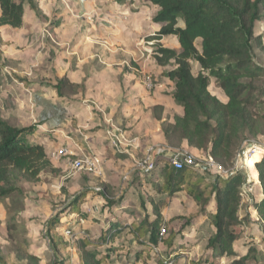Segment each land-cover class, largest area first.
I'll return each mask as SVG.
<instances>
[{
  "label": "trees",
  "instance_id": "16d2710c",
  "mask_svg": "<svg viewBox=\"0 0 264 264\" xmlns=\"http://www.w3.org/2000/svg\"><path fill=\"white\" fill-rule=\"evenodd\" d=\"M146 1L158 9L151 22L160 25L156 33L146 37L147 42H153L152 60L156 66L168 68L162 76L173 83L172 98L183 109V116H174L172 122H165L162 107L155 106L153 118L159 123L168 147L183 154L181 144L185 142L188 148L210 159L224 175L213 173L206 166L200 171L201 175L191 167L175 170L166 165L155 178L152 189L157 194H166L168 200L151 201L153 219L149 220L145 214L138 227L130 232L138 242L148 235L149 244L161 242L170 248L178 232L171 230L166 238L160 237L161 229L166 232L168 225L161 213L174 194L182 190L198 209L186 218L172 220L183 219L187 224L193 217L206 214L210 206L214 208L210 218L213 232L206 246L212 255L209 264H221L223 259L229 260L228 264H249V257L255 259L252 249L245 256L234 250V244L244 234L242 223L250 218L249 213L240 217L248 174L237 167L236 160L249 142L264 136V85L260 84L264 68L255 63L256 52L264 54L263 37L255 33L256 25L264 19V0ZM24 6L35 16H42L35 0H0V27L20 29ZM167 37L176 39L179 52L160 44ZM3 45L0 35V70ZM192 63L199 66L197 75L191 72ZM210 79L225 95V104L209 93ZM52 88L59 98L85 91L83 83L75 85L66 76L57 80ZM35 131L34 126L18 128L0 120V202H9L5 208L8 234L15 227V216L23 210L24 185H38L42 174L58 172L45 147L30 141ZM248 165L254 170L252 177L257 179L259 188L250 209L263 229L264 156H254ZM89 193L92 191L84 189L70 195L61 188L65 198L63 208L57 210L53 205V215L44 224L43 239L51 252L50 264H71L70 250L75 253L77 264H110L111 256L117 254L118 249L110 243L125 228V222L110 225L99 239L83 236L66 242L58 231L64 215L80 216V206ZM94 193L102 194L101 190ZM249 194L245 193L252 198ZM104 199L108 209L122 201L121 198ZM105 244L110 245L102 249ZM142 253L140 251L136 259ZM29 258L38 264L34 256ZM0 264H6L1 255Z\"/></svg>",
  "mask_w": 264,
  "mask_h": 264
},
{
  "label": "crops",
  "instance_id": "0c3cea01",
  "mask_svg": "<svg viewBox=\"0 0 264 264\" xmlns=\"http://www.w3.org/2000/svg\"><path fill=\"white\" fill-rule=\"evenodd\" d=\"M44 3V5H53L52 7L57 6V0H51L50 2ZM44 5L42 4V7H40L42 15L49 18L51 12L47 11L49 7H45ZM26 9L29 11L28 8L24 6L23 25L20 29H14L8 26L0 27V35L5 43V45L2 46V64H4V60H6L7 48H17L21 42H24L25 44H33L35 41L34 39H37V34H41V28L44 25L38 21L37 16L31 11L29 12L32 13V17L29 21H26ZM57 13V10L54 9L55 15H53V17H56V15H58L57 18L61 16ZM125 21H128V17H125L119 24L122 35H119L120 31H118V34H115V48L108 50L105 45L103 31L98 26L103 24L96 25L103 39L98 41L100 48L96 47L99 56V61L96 64L97 68L94 69L93 67V71L88 72L87 79L83 75L80 65L75 66L73 69L70 68V70L67 69L68 66H65V72L59 77V79H61L63 76H66L69 81L75 85H80L84 80L85 92L83 97H81V95H74L71 96V98L74 99L77 98V96H80V98H83V104L92 103L94 109L100 114L99 116H102V122L105 124L104 130H98L97 132L91 133L78 129V136L74 134L73 137L68 139V143L72 147H65L64 149H59L57 153H52L53 158L49 156L50 153L48 152L52 146L35 139V134L37 133H34L30 140L31 142L33 141L42 144L45 147L53 168L61 170L60 175H63L65 180L73 181L75 177L80 175L79 173L70 176L67 174V172L70 171V166L69 169H66L68 165L65 161H67V158L70 156L79 153L82 154V152L92 153L96 154L102 161L100 174L96 175L103 182L101 184V196L100 194L94 193L92 189H87L92 191V193H89L86 196L84 203L80 206V216H77L75 213L64 215L60 220V228L58 231L69 229L73 233V236L75 237L74 239L83 236L89 237V235L81 229L80 223L88 219H95L105 215L101 222L98 223L96 221L94 224L98 233L93 234L94 236L89 238L99 239L102 236V233L109 229L110 225L119 221L125 222V228H123L121 232H118L113 242L110 243L112 247L118 249L117 254L111 256L110 264L119 263V260L117 259L127 254L126 246L132 248L135 246L138 248L134 255L131 256L130 254H127L129 257L131 256L133 264L135 261L140 262L139 264H144L145 261L147 264H151V255L155 254L159 255V258L154 261V264H167V262L173 264L172 259H166V257L159 254L164 250L169 253L171 251L176 252L177 250V257L175 261L173 260L175 264H194L198 261H201L200 264H209L212 255L211 252L207 250L206 246L208 239L213 232V228L210 225V218L213 215L214 208L213 206H210L206 214L193 217L187 224H185V220L183 219L172 220L177 217L186 218L189 215H193L198 209L191 198H189V196L182 190L174 194L171 201L168 202L167 206L161 213L164 221L168 222L167 230L169 232L171 230H177L176 232L179 231V234L177 233L175 237L176 239H174L170 248H167L161 242H158L157 245L149 244L148 235L144 236L141 240L139 239L140 243L134 238V234H131L130 232L131 229L138 227L145 214L148 215L149 220L153 219V216L151 215V201L159 202L168 200L166 194H157L154 192L152 189L153 182L156 177L161 175V172L166 165H170V158L175 154H179L177 149L170 148L166 145L159 123L153 118V107H162V117L165 122H172L174 116H183V109L176 104L172 98V92L174 90L173 83L162 76V72L168 70V68L156 66L154 61L148 58L150 54H145V52L142 53V51H140V40H136L138 35L135 36L133 34L138 27L134 22L133 25L131 24L130 27H128L127 22ZM158 26V28H160V25ZM132 30L134 31L132 32ZM43 32H46V30ZM54 33L57 35L55 36L56 38H61L64 34L69 33V30L66 29L64 32L61 30V27H57L54 28ZM131 33L133 37L132 39L129 38ZM255 33L256 35H261L263 37L262 40L264 44V19L256 25ZM161 42L162 40L160 43ZM117 43H121V46ZM19 65L26 71L24 63ZM193 66H195V69L193 68L195 73L192 71ZM199 70L198 65L191 64V72L193 75H197ZM19 71L20 75L27 76V73L23 70L21 71L20 68ZM6 72L5 66L2 65L0 75L2 76ZM150 72H152L154 76H152ZM146 77H150V87H148ZM20 82L24 83V81L21 80ZM153 82L155 83L153 84ZM212 82H214V80L210 79V83ZM22 85L23 84L21 83V86ZM209 93L215 96L221 103L225 104L227 102V99L221 90H218L217 93ZM59 99L68 103V98ZM87 107L91 110V107L88 105ZM64 108H66V106ZM79 112L81 114L82 110L79 109ZM82 116L87 118L85 112ZM111 127L124 135L126 141L120 146V149L126 150L127 153H118L107 140L106 131ZM58 131V129L51 130L46 136L51 137L54 132ZM61 133H63V130H61ZM38 134L40 135L41 133ZM62 150H66L67 153H69V156L64 154L61 155L60 151ZM181 150L193 155L197 160L202 157V155L196 150L188 148L185 142L181 144ZM59 156H66V158L61 160ZM202 158L204 159V162L207 161V158ZM146 159L153 164V171L143 172L136 167L137 161ZM132 165L134 168L130 169ZM197 172L202 175L200 171ZM42 175L41 179L43 181ZM133 178L134 182L129 185V190L126 194L123 196L120 195L122 201L119 202L118 205H114L112 208L108 209L105 206L104 197H109L110 199L115 200L118 197V193L121 194L120 188L127 186V190L128 184L126 183L131 182ZM159 181H162V177ZM44 183L45 182H41L38 185L25 184L31 188V192L24 194L29 195V197H31L32 194L35 195L38 190H42ZM251 184L253 185L247 187L248 189H251V193L254 189L259 190L257 179H253ZM65 190L67 191V189ZM67 192L70 193V190ZM251 193L249 194L250 196L252 195ZM245 202H247L246 205H244ZM252 203V198L251 202L249 200L243 202L240 211L241 218L246 213H249L250 216L256 218L255 212L250 209ZM141 204H143V207ZM41 206H44L43 213L46 211V208H49L46 199H43L42 201H32L31 199L24 197L23 210L19 212V222H24L28 231L27 238L31 243L35 241V235L38 236L39 234H42L43 236V228L46 220L45 222H40L37 218L42 216H39ZM132 212H136L137 217H134ZM87 225L91 227V223H87ZM175 226L178 228L175 229ZM207 226L209 227V234H205V238H202V230ZM80 233H83V236H81ZM241 241L242 238L234 244V250L240 256H245L246 253H242L239 249ZM110 244H105L102 249H105ZM242 250L245 251L244 248H242ZM70 251L72 252L70 260L71 264H77L75 253L72 250ZM140 251H143V253L138 259H136ZM114 258L116 260L112 261ZM228 262L229 260L223 259L221 264H228Z\"/></svg>",
  "mask_w": 264,
  "mask_h": 264
},
{
  "label": "rangeland",
  "instance_id": "374dc122",
  "mask_svg": "<svg viewBox=\"0 0 264 264\" xmlns=\"http://www.w3.org/2000/svg\"><path fill=\"white\" fill-rule=\"evenodd\" d=\"M50 1L36 0V3L40 11H42L40 8L42 4L44 5V2ZM56 5L55 7H52L53 5H44L45 7H49L47 11H50L51 14L49 18H46L42 14V16L37 17L38 21L44 26L41 28V34H37V39H34L33 44L21 42L17 48H7L6 60L2 64L5 66L7 72L2 76L0 75V120L18 128L34 126L36 129L35 133H37L35 134V139L52 146L48 151L50 157H52V153H57L59 149L72 147L68 143V139L73 137L74 134L78 136V129L91 133L104 130L105 124L102 122V116H99L100 114L94 109L92 103L83 104V98H80V96L74 99L68 97L67 103L59 99L52 89L53 84L65 72V66H68L67 69L70 70V68L73 69L75 66L80 65L86 79L89 74L88 72H92L93 67L94 69L97 68L96 64L99 61V56L96 47L100 48L98 41L103 38L96 25L103 24L98 26L103 31L105 45L108 50L115 48L114 38L116 37L115 34H118V31H120L119 24L125 17H128V21H125L127 22V26L130 27L131 24L133 25V22L136 23L138 29L132 30V32L134 31L133 34L135 36L138 35L136 40H140V51L150 54L148 57L150 60L153 56L154 47L147 43L146 37L159 30V26L150 21L156 15L157 8L146 0H57ZM54 9L61 16L58 18V15L53 17L55 15ZM25 11L28 15V17L26 15L25 19L29 21L32 13L27 11V9ZM57 27H61V30L64 32L67 29L69 33L64 34L61 38H56L55 36L57 35L54 33V28ZM44 30L46 32H43ZM119 35H122L121 31ZM129 38H133L132 33ZM117 44L121 46V43ZM160 44L164 47L172 48L176 52L179 51L174 37L163 38ZM196 47L199 49V43H196ZM21 63H24L26 71L19 65ZM255 63L264 68V54L262 52H256ZM194 67H192V71ZM19 68L21 71L23 70L27 73V76L20 75ZM150 74L154 76L152 72ZM20 80L24 81V83L20 82ZM21 83L23 84L22 86ZM82 83L85 84L84 80ZM260 84L264 85V78ZM218 90L214 82L210 83L209 92L217 93ZM84 92L78 95L83 97ZM87 105L91 107V110L88 109ZM65 106L66 108H64ZM79 109L82 110L81 114ZM84 112L89 120L82 116ZM56 129L59 131L54 132L51 137L46 136L49 131ZM61 130H63V133H61ZM38 133L41 134L39 135ZM87 154L89 153L82 152V154L79 153L67 158L65 163H67L68 167L66 169H69L72 160L81 158ZM256 155H260L261 158L264 156V136H261L254 142H249L246 149L236 160L237 167L243 169L248 174L250 181H253L254 170L249 167L248 163ZM59 158L64 160L66 156H59ZM198 159L200 164L204 163L202 157ZM117 165L119 166L118 163ZM131 168H134L133 165ZM209 170L216 173V170L213 168ZM56 171H58L57 174H47V172L42 175V182H45L42 190H38L31 197L27 194L24 195V197L32 201L46 199L49 208H46V211L43 213L44 206H41L39 216H42L37 217L40 222H45V220L53 215V205L57 207V210L63 208L65 198L61 195L62 187H66L67 191L70 190V193L68 192L70 195L77 194L84 189H92L94 192L95 190H101L102 187L101 184L103 182L96 175L81 172L73 181H70L65 180L63 175H60L61 170L58 169ZM67 174L69 175V172ZM133 182L134 178L131 182L126 183L128 184L127 190V186L120 188L121 194L118 193L116 199H120V195H125L129 190V185ZM24 187L25 193L31 192L30 187L26 185ZM251 194L252 199H255L259 195V190L254 189ZM242 199L244 202L247 200V197L244 196ZM8 205V201L0 202V255L4 258L5 263L36 264L29 258L30 256H34L38 260V264H50L51 252L42 234L35 235V241L31 243L27 238L28 231L24 222H19V213L15 216L14 229L8 234L6 229L8 219L5 209ZM132 213L134 217H137L136 212ZM103 217L105 215L81 222V229L89 237H93V234L98 233L94 224L96 221L98 223L101 222ZM87 223H91V227ZM177 228L175 226V229ZM208 228L207 226L202 230V238H205V234H209ZM242 228L244 234L239 249L242 253H247L249 249L254 251L255 259L251 260V257H249V264H264V227L261 229L256 218L250 216L248 222L244 221L242 223ZM61 232L60 230L59 233ZM167 235L168 230L166 229L165 238ZM126 247L127 254L131 256L138 249L135 246L133 248L130 246ZM127 254L117 259L119 260L118 264H133L131 256L129 257ZM159 254L166 257V259H172L173 264H175L177 250L170 253L164 250ZM158 256L157 254L151 255V264H154V261L159 258ZM114 260L116 259H112V261ZM139 263L135 261L134 264ZM144 264H147V262L145 261Z\"/></svg>",
  "mask_w": 264,
  "mask_h": 264
},
{
  "label": "built area",
  "instance_id": "2783aa9c",
  "mask_svg": "<svg viewBox=\"0 0 264 264\" xmlns=\"http://www.w3.org/2000/svg\"><path fill=\"white\" fill-rule=\"evenodd\" d=\"M149 45H152L153 42H147ZM146 81L148 83V87L151 86L150 83V77L146 78ZM106 137L107 140L112 144L113 148L118 152V153H127L126 150L120 149V146L126 141L124 135L120 132H117L113 127L108 129L106 131ZM60 154H64L69 156V153H67L66 150L60 151ZM170 165L175 169V170H182L185 167H191L195 170H203L205 166L208 169H215L216 172L220 175H224L223 172L219 169L218 166H216L210 159H207V161L204 162V165L200 164L199 161L191 154L189 153H183V154H175L173 155L170 160H169ZM101 165L102 161L101 159L92 153H89L85 156H82L81 158H76L71 161L70 164V171H69V176L76 174V173H87V174H92V175H99L100 170H101ZM136 167L140 169L143 172H150L154 170L153 164L148 162V159L146 160H141L136 162ZM251 184V181L248 179L247 181V186L243 188L244 190V195L242 193V198L244 196L247 197V200L251 202V198H249L245 193H251V189L247 188L248 185ZM98 191V190H97ZM165 229H161L160 231V237H163L165 235ZM83 235V233H80ZM61 235L66 242H70L74 240L73 233L67 229L63 230L61 232ZM167 264H172L171 262H167Z\"/></svg>",
  "mask_w": 264,
  "mask_h": 264
},
{
  "label": "bare ground",
  "instance_id": "6f19581e",
  "mask_svg": "<svg viewBox=\"0 0 264 264\" xmlns=\"http://www.w3.org/2000/svg\"><path fill=\"white\" fill-rule=\"evenodd\" d=\"M249 164V163H248Z\"/></svg>",
  "mask_w": 264,
  "mask_h": 264
}]
</instances>
